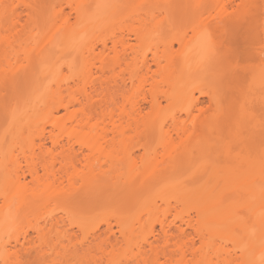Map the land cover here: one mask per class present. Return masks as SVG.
<instances>
[{
	"label": "bare ground",
	"instance_id": "1",
	"mask_svg": "<svg viewBox=\"0 0 264 264\" xmlns=\"http://www.w3.org/2000/svg\"><path fill=\"white\" fill-rule=\"evenodd\" d=\"M235 1L0 0V71L8 73L5 75L10 77L15 72L9 74L5 71L6 66L9 71L32 69L34 73L30 70L27 72L32 74L28 80L35 83H23L22 86L12 88L15 91L11 95L14 93L16 100L24 96V106L21 107V100H14L12 95V101L17 102L20 105L17 106L21 108L17 110L18 107L13 104L14 113L8 114H11V118L8 117L11 128L7 136H3L2 142L0 140V264H20V250L25 247L27 249V245L35 246L33 237L39 236L40 243H43L48 227L51 233L56 227L71 233L61 225L63 217L42 216V220L38 218L37 208L43 207L41 210H45L49 203L56 206L62 200H69V195L76 194L79 190H91L94 179L107 170L102 162L117 164L120 175L124 170L128 172L130 175L124 177H128L133 187L136 185L133 182H140L142 185L150 180L152 167L161 165L157 172L160 171L159 177L166 179L178 166L188 164L190 159L194 161L191 157L200 153L201 157L196 158V161L204 165H199L198 162L196 172L195 169L193 171L198 176L206 173L205 177L209 179L207 168H210V164L204 160L207 154L202 157L205 149L213 150V154L221 151L217 159L225 161L226 166L219 162L222 164H215V167L224 171L222 174H212L213 182L205 178L206 181L203 179L201 182L202 177L197 181L198 177L194 178L196 175L190 174L193 171L168 179L167 191L163 197L168 196L163 202L166 208H162L161 212L163 217L167 213L173 214L174 218L172 216L173 221L168 219L167 223H160V232L157 233L159 237L154 241H160L161 244L152 248L148 246L151 245L148 235L155 233L151 226L153 216H156L154 211H160V207L153 204L146 205L148 209L144 206L142 210H146L142 215L146 221L140 217L142 211L118 219V226L121 225L118 227L119 239L124 240L123 246L126 245L124 248L129 250L127 252L130 255H126L124 250L121 253L112 244V241L116 243L120 240L117 234H113L111 225L108 224L106 230H97L98 225L91 228L93 226L89 227L90 224L82 219L80 223L86 222L88 225L85 223L84 227L78 220L75 221L79 223V226L76 223L79 233L83 234L76 235L74 231L75 237H83L81 242H77L79 247L73 245L71 253L75 256L78 255L77 251H82L83 254L79 253L80 256L76 257L79 260L82 257L85 262L93 259L92 264L96 263L94 261L99 257V252L101 256L97 260L101 261L98 264H103L102 260L106 264H247L253 258L259 260V240L264 233V130L260 126L261 113L257 114L248 108H241L238 114L231 112L232 100L221 90V82L215 81L218 78H209L212 76L210 73L216 74L212 69L214 66L216 68L214 62L218 60L217 57L206 56L199 63L204 66L197 63L193 66L186 64L195 47L204 44L208 47L221 45L223 29L220 24L229 17L230 5ZM254 2L255 0H240L237 10L245 11ZM27 5L33 7L29 9ZM194 5L201 7H192ZM187 17L189 26L181 28V19ZM184 28H189L191 34ZM262 37L264 39V35ZM131 40L135 43H131ZM174 43L178 47L176 50ZM73 48L82 54L80 66H65L66 72L62 66H49L48 56L44 54L50 55L56 49L69 51ZM130 49L135 57L130 58L131 62L127 61ZM212 49L215 48L211 47ZM106 50L113 54L107 56L109 52ZM146 50L152 53L155 66L148 62ZM19 53H23L24 57H19ZM34 54L38 57L35 58ZM136 54H141L142 58ZM211 54L215 55L213 52ZM110 62L112 66H109ZM42 63L47 64L43 66ZM218 69L217 67L215 70ZM36 70H40L43 74L40 77L44 80L37 76ZM3 73L1 74L5 77ZM36 76L40 80L38 90L35 88L37 93L32 87H36ZM17 77L14 76L13 80L10 77L8 81L17 85ZM1 80V83L4 82ZM43 81L48 83L44 87L39 85ZM257 83L263 90L264 77ZM25 86L28 87L26 90H30L27 93L34 94H28L31 96L29 100L25 99ZM193 90H197L200 96H194ZM16 93H20V96ZM260 94L262 95H258L256 100L264 110V90ZM202 95L207 96L209 105L205 104ZM3 98L4 95L1 101ZM9 108L11 112L12 108ZM3 128L0 126V132H7ZM224 132L230 133L232 143L229 145L235 147L234 154H231L232 148L229 145L223 148L219 146V149L213 144L214 140H208L211 136L219 141ZM244 132L249 134L247 138L243 137ZM152 139L154 141H150ZM207 143L213 144L215 149H210L211 146ZM222 151L225 157L221 154ZM214 157L215 163H218L215 155ZM134 161L137 162L134 164ZM76 163L84 168L81 166L80 170ZM94 164L102 167L95 168L97 166ZM201 166L203 171H199ZM108 174L113 177L111 173ZM181 175L191 176V182L195 179L193 186L207 181L208 185L203 183L204 186L191 190L190 185L187 186L189 179L186 177L187 181L183 176L184 180H181ZM214 180L218 186L222 185L220 188L224 193H217L216 188L211 187ZM64 202L68 203L66 200ZM153 206L155 209L151 208ZM26 221L25 226L23 222ZM135 221L139 224H134ZM87 230L97 231L89 235ZM55 232L59 235V232ZM132 242L138 247L130 244ZM59 243L58 247H64V254L56 255V258L60 259L58 257L61 256V262L63 255L65 260L72 258L71 253V256L67 254L69 251L66 245ZM146 245L149 249L147 252ZM52 246L51 254H46L49 253L47 250L43 252L46 248L42 246L40 251L38 246L34 247V254L43 252L44 259L41 257L42 253L38 257L43 260L47 258L51 261L50 264H59L56 262L60 260L53 255L61 252V247L59 249L55 245L59 249L57 251ZM132 247L137 248L134 255L130 253L133 251ZM114 248L116 251H113ZM34 251L30 253L33 254ZM149 252L151 255H148ZM85 256L89 258H84ZM174 259V263L169 262ZM74 260L70 263L73 264Z\"/></svg>",
	"mask_w": 264,
	"mask_h": 264
},
{
	"label": "rangeland",
	"instance_id": "2",
	"mask_svg": "<svg viewBox=\"0 0 264 264\" xmlns=\"http://www.w3.org/2000/svg\"><path fill=\"white\" fill-rule=\"evenodd\" d=\"M227 1V0H226ZM239 4H240V0H236L235 2H233L231 5H230V8H229V17L227 18V20L226 21H224L223 23H221L220 24V26L222 27V34H223V37H221V40H222V43H221V45H215V46H209L210 47V49H209V47H208V45L207 44H204V45H200V46H198V47H195L191 52H190V54H189V56H188V58H187V65L188 66H190V65H194L195 63H197V64H199L201 61H202V59L204 60V58L206 57V56H208V57H211V58H213L214 56L215 57H217V59L218 60H216V62H214V65H216V70H217V67L219 68L220 66H221V64L222 63H225V62H227L229 59H230V66L234 69V72H235V75H234V80H235V84H234V87L233 88H231V89H229L228 90V93H227V95L226 96H228V97H230L231 98V100H232V113L233 114H238L239 112H240V110H241V108H245V109H251L252 111H254L255 113H257V114H259V113H261L262 112V108H261V106H260V104L258 103V101L256 100V97L258 96V95H262L263 94V92H262V94H260L261 93V91H263L262 90V86H260V84H258L257 82L258 81H260V79L262 78V77H264V71H262V68H264V61H262L261 60V52H260V49H261V46H262V44H264V39H263V37H262V35H264V32H262L263 30H264V2L263 1H261V0H255V2H254V4H252L248 9H246L245 11H240V10H237L238 9V7H239ZM188 21H187V20ZM183 20V21H182ZM187 21L186 23H185V21ZM181 21L183 22H181L182 23V25H185V26H182L181 24V28L182 27H186L187 28V26H189V19H188V17L187 18H185V19H181ZM180 28V29H181ZM184 30L185 31H187V33L188 34H191L190 33V29L188 28V29H185L184 28ZM263 33V34H262ZM255 34V35H254ZM131 43H135V41L134 40H131L130 41ZM221 41H219V43H220ZM211 47L212 48H215L214 50L212 49L211 50ZM133 48V47H132ZM135 48H137L136 46H135ZM174 48H175V50L178 48L177 47V44H175L174 43ZM134 49V48H133ZM46 50V49H45ZM118 50H120V49H118ZM138 50V49H137ZM55 51V50H54ZM106 51H108V50H106ZM105 51V52H106ZM133 50H131L130 49V51H128V56H129V60L127 59V61H130L131 62V60L132 59H130L132 56L134 57V55H133V53H131ZM136 51V50H135ZM50 52V51H49ZM49 52H47L46 51V53H49ZM85 52V51H84ZM83 52V53H84ZM95 52H97V51H95ZM99 52V51H98ZM109 52V51H108ZM140 52V51H139ZM139 52H138V54H139ZM211 52H213L215 55H212L211 54ZM33 53H35V52H33ZM45 52L43 51V54H44ZM107 53V52H106ZM105 53V54H106ZM146 55L145 56H147V60H148V62L150 63V65L151 66H155L153 63V61H152V53L150 52V51H147L146 50ZM210 53V54H209ZM50 55H47V54H44V55H46V56H48L47 57V62H49V66H62L63 68L62 69H64V72H66V69L67 68H65V66H71L72 64V66H74V64H75V66H80L81 64H82V60H80L81 59V52H79V50H75V48H73V49H71V50H69V51H62V50H59V49H56V51L55 52H53L52 54L51 53H49ZM84 54H86V52L84 53ZM113 54V52H109V55L107 54V56H110V55H112ZM132 54V55H131ZM138 54H136V56H139L140 58H142V56H141V54L140 55H138ZM19 57H21V58H23L24 57V54L23 53H19ZM35 55V54H34ZM43 55V56H44ZM93 55V54H92ZM95 55H97V54H95ZM209 55H211V56H209ZM36 56V57H35ZM35 56H33L32 55V57L34 58H37L38 56H37V54L35 55ZM84 56V55H83ZM88 56V55H87ZM86 56V57H87ZM42 57V56H41ZM95 57H97V56H95ZM105 57V56H104ZM132 57V58H133ZM214 57V58H215ZM91 58V57H90ZM135 58V57H134ZM139 58V59H140ZM94 59V58H93ZM102 59V58H101ZM109 59V58H108ZM206 59V58H205ZM104 60H106V58L104 59ZM109 61H111V60H109ZM108 61V62H109ZM137 61H139L138 59H137ZM136 61V62H137ZM97 62V61H96ZM107 62V61H106ZM133 63V62H132ZM215 63H218V65L217 64H215ZM43 64V66L45 65V64H47V63H42ZM98 63H96V65H97ZM39 65V64H38ZM37 65V66H38ZM113 65V64H112ZM111 65V62L109 63V66H112ZM196 65V64H195ZM200 65V64H199ZM213 65V66H214ZM46 66V65H45ZM48 66V65H47ZM200 66H204V65H200ZM206 66V65H205ZM3 67L4 66H2V69H3ZM215 67V66H214ZM214 67H213V69H212V71H213V73L215 74V72H216V76L215 75H213V74H211L210 73V75H212V76H210L209 78H211V80H215V79H217V80H215V81H220L219 79V74H217L218 73V71H216L215 69H214ZM5 68V71H7V72H9V74H12L13 72H15L14 74H12V76L14 75V76H18L17 78H16V83H17V85H15L14 83H13V81H8V84H7V87L5 86V84L3 85V90H1L3 93H2V96L4 95V98H3V101H1V99H2V96L0 97V126H1V129H2V126L4 127L3 128V131L6 129V131L7 132H3V133H1L0 132V140H1V142H2V140H3V136H4V138L7 136V133H9V130H10V128H11V124L9 123V122H11V120H9L8 119V117L11 115H8L9 113H14V111H13V109L15 110V108H13L15 105L17 106H20L19 104H17V102H15L14 100H16V98H15V96L13 95V98H14V100L12 101V95H11V93L12 92H14L15 90H13V89H15V87L17 88V86H22V84L24 83V85H26V84H28L29 82H32V81H30V80H28V79H31L30 78V76L32 75L31 73L30 74H27V72H30V71H32V69H27L26 68V70L24 69L23 71H22V74L20 75L19 74V71H20V69L19 70H17V71H9L8 69H7V66L6 67H4ZM38 68V67H37ZM38 69H40V67L38 68ZM1 70V69H0ZM30 70V71H29ZM34 70V69H33ZM41 70V69H40ZM39 70V71H40ZM4 71V72H5ZM21 71H20V73H21ZM37 71V70H36ZM36 71H35V73H36ZM39 71H37V76L40 78V79H42V77H43V74L41 73V72H39ZM211 71V72H212ZM10 72H12V73H10ZM23 72H26V74L25 73H23ZM33 72V71H32ZM1 73H3V71L1 72L0 71V74ZM34 73V72H33ZM39 73V74H38ZM5 74H8V73H5ZM4 73H3V75H5ZM1 76H2V74H1ZM0 76V77H1ZM10 77H8V80H10V79H12L13 80V77L11 76V75H9ZM36 76V78H35V80L34 79H32V80H34L35 82H36V87H34V86H32L33 88H34V92H36L38 89H37V86H38V83H39V78ZM40 76H42V77H40ZM2 77H4V76H2ZM0 78V79H2V80H4L3 78ZM10 78V79H9ZM15 79V78H14ZM45 79H47V78H45ZM1 80V81H2ZM42 80H44V79H42ZM41 80V81H42ZM50 80V79H49ZM48 80V81H49ZM210 80V79H209ZM1 83V82H0ZM2 83H4L3 81H2ZM2 83H1V85H2ZM33 84H35L34 82H32ZM42 84H39L40 86L42 85V87H44V86H46L47 84H46V82H41ZM14 84V85H13ZM217 85H218V83H216ZM0 85V86H1ZM24 85H23V87H24ZM30 85H32V84H30ZM220 85V84H219ZM27 86H29V85H27ZM27 86H25V89H23V90H25L26 92L24 93V95H25V99L26 100H29V98L32 96V95H34L33 94V92H31V94L30 93H27L28 91H30V90H26L28 87ZM39 86V87H40ZM216 86V85H215ZM14 87V88H13ZM218 87H220V86H218ZM0 88V89H1ZM13 88V89H12ZM20 88V87H19ZM30 89H32L31 88V86L29 87ZM35 88H36V91H35ZM12 89V90H11ZM16 91H18V90H16ZM20 91V90H19ZM33 91V90H32ZM22 92V91H21ZM37 93V92H36ZM16 94H18V96H20L19 94L20 93H16ZM28 94H30V95H28ZM193 94H194V96H200V94H199V92L197 91V90H193ZM22 95V94H21ZM23 98H24V96H22ZM22 97H18L20 100H21V102H22V104H21V107H22V105H23V99H22ZM201 97H203L204 99H205V104L206 105H209V103H208V98H207V96H205V95H202ZM24 99V100H25ZM18 100V99H17ZM16 100V101H17ZM20 100H18V101H20ZM25 100V101H26ZM15 103V105L13 106V104ZM26 103H27V101H26ZM26 103H24V104H26ZM17 106V107H18ZM24 106V105H23ZM9 107H11L12 108V111L10 112V108ZM16 107V108H17ZM21 107H18V109L17 110H19ZM8 109V110H7ZM16 110V111H17ZM15 111V112H16ZM8 112V113H7ZM7 113V114H6ZM8 115V116H7ZM9 118H11V117H9ZM2 124V125H1ZM6 127V128H5ZM227 132V131H226ZM2 134H6V135H2ZM2 135V136H1ZM214 136V135H213ZM216 136V135H215ZM218 136V135H217ZM222 138H221V137ZM219 137H220V140L219 141H217L216 140V138L215 137H211L210 136V138L208 139V140H214L215 142H213V144L214 145H216V146H218V148L219 149H221L220 147L222 146V148H223V146H225V145H229L230 143H232V141H231V136H230V133L228 132V133H225L224 132V135H220ZM249 136V134L247 133V132H244L243 133V137L244 138H247ZM5 140V139H4ZM150 141H154L153 139L152 140H150ZM0 142V143H1ZM8 142V141H7ZM208 142H211V141H208ZM3 143H6V141L5 142H3ZM209 143H207V145H208ZM213 144H209L208 146H211L210 147V149L212 148V147H214L213 149H215V146L213 145ZM1 145V144H0ZM213 145V146H212ZM205 146V145H204ZM220 146V147H219ZM232 149H231V154H234L235 152H236V149H235V147L231 144V145H229ZM229 147V148H230ZM202 148V147H201ZM205 148H208V147H205ZM217 148V147H216ZM217 148V149H218ZM218 149V151H220ZM200 150V149H199ZM227 150H229V149H227ZM213 151V150H212ZM212 151L211 150H209V149H205V152L203 153V155H202V157L203 156H205V154H207L206 156H205V158L206 159H204L205 161H207L208 162V164H210V168H207V165L205 166L207 169H208V171H207V174H208V177H209V179H211V180H209L208 178H206L207 177V175H201L200 176V174H199V176L198 175H196L195 173H194V169L196 168V167H198V166H196V165H198V162H200V161H196V158L198 159L199 157H201L200 156V153H196V156L195 155H193V157H191L192 159H194V161L193 160H189L188 161V164L186 165H183V166H178L176 169H175V172H173L172 173V175L171 176H169V177H167L166 179H164V178H162V177H159V174L158 173H160V171H158L157 172V170H159V168L160 167H162L161 165H160V167L159 166H156V167H152V166H150V167H152L151 168V177H150V180L149 181H147V182H145L144 184L142 183V185H141V183L140 182H133V185H135V183H136V185L138 186V187H135V186H133V187H131L132 185H130V182H129V180L127 179L128 177H124V176H129L130 174H128V172H125V170L122 172V174L120 175L118 172H119V170L120 169H118L117 170V167H118V165L117 164H115V165H111L109 162H102L103 163V166H104V168L105 169H107V170H105L104 172H105V174L103 173V175H102V173H101V175L99 174L98 176H100V177H97L96 179H97V181H96V179H94L95 181H93V187H92V189L93 188H95L94 190H88V191H86V190H79L78 192H76V194L75 193H73L72 195H69L68 197V199L69 200H67V199H65L66 201H68V203H66V202H64L65 200H62V202L60 201V203L58 202V203H56L55 205L56 206H54V205H52V204H54V203H49L50 205H46L45 207H47V208H45V210H41V209H43V207L41 208V209H38L37 208V215H38V218H40V219H42V216H44V218L45 217H48V216H56L57 218L58 217H63V219H62V221H61V225L63 226V227H66V229L67 230H69V232H71V233H68L64 228V230L61 228V227H59V223H60V220H59V223H58V227L59 228H54L53 229V227H52V229L54 230V231H52V233H51V231L49 230V227L46 229V238H48V239H46L44 236V238H45V240L43 241L42 240V242L43 243H40L41 242V240H39V236H37V238L36 237H33V239H34V243H35V246H34V244L33 245H27V249H26V247L25 248H23L22 250H20V255H21V263L20 264H47L46 262H48V264H50L51 263V261L50 260H48L47 258V260L45 259V260H43L44 258V253L43 252H46V250H47V252H49V253H46V254H51L50 253V251H51V249H52V245H54V247H55V245L58 247V244H60L59 242H61V243H64L67 239H70V240H67V244H65V245H62V246H65L66 247V249L68 248V251H69V253H67L68 255L73 251L72 250V247H74L73 245H76L77 247H79L80 246V244H78L77 245V242H81L82 241V237L83 236H81V238L79 237V236H77V238L75 237L76 235H83V234H81V233H79V230L77 229V226H79L78 224L80 223V222H84V221H86V222H88L90 225H89V227L90 226H93V227H91V228H94V226L95 225H98V226H96V227H98L97 228V230L99 229V228H101V229H99V230H106V226L109 224V225H111V228H112V230H113V234L116 236V234H117V237H118V239L120 238L119 237V230H118V227H120V226H118V219L119 218H125V216H128V215H132L133 216V214L135 213V215H136V213H139V212H141L142 210H144L143 208H144V206L148 209L149 207L148 206H146V205H149V206H152L153 204H156V205H154V206H159L160 207V211L158 212V210L157 211H154L156 214V216H153L154 217V219H152V218H150V219H152V224H151V226H152V228H153V230H152V232H155V233H152V234H150V235H148V237L150 238H148V240H150L149 241V243H151V245H149L148 243V246H150V248H152V246H156V245H159L158 243H160V241L159 242H155L154 240H156V238L157 237H159V235L157 234V233H159L160 232V228H161V222L163 221V222H166L167 223V220L169 219H171L172 220V216H173V214H167L166 212V214H164V217H166V218H164L163 217V214H162V212H161V210H162V208H164L165 206H164V200L168 197H166V198H164L163 199V197H165L164 195H165V192L167 191L166 190V183L168 182V179L169 178H172V177H174V175H177V174H182V173H187V171L188 172H192V173H190L192 176H193V174H195L196 176L194 177V178H197L198 177V179H197V181H199L200 179H201V177H202V179L200 180L201 182H202V180L205 178L206 180H209L210 182H213V177L211 176L212 174H222L223 173V171L224 170H221V169H216V165H218L219 164V162H222V161H218V159H217V156L219 157V154H220V152H219V154L218 153H215V154H213L212 153ZM218 151H216V152H218ZM195 152H197V150L195 151ZM195 152H194V154H195ZM201 152V151H200ZM225 152H226V150H225ZM218 154V155H217ZM222 155L223 154H225L224 153V151H222V153H221ZM214 155L216 156V159H217V161H218V163H215V157H214ZM221 156V155H220ZM224 156V155H223ZM231 156H234V155H231ZM225 157V156H224ZM138 158V157H137ZM136 158V159H137ZM220 159H223V157L221 158L220 157ZM226 158H224L223 160H225ZM139 160V159H138ZM137 160V161H138ZM200 160V159H199ZM202 160V159H201ZM204 160H202V161H204ZM137 161H134V164L137 162ZM196 161V162H195ZM194 162V163H193ZM225 161H223L222 163H224ZM38 163H39V161H38ZM132 164H133V162H131ZM139 163V161L137 162V164ZM203 163H205V162H203ZM222 163H220V164H222ZM77 164V163H76ZM206 164V163H205ZM216 164V165H215ZM219 164V165H220ZM94 165H96V164H94ZM127 165H129V164H127ZM131 165V164H130ZM140 165V164H139ZM199 165H202V162H200V164ZM204 165V164H203ZM202 165V166H203ZM81 164H77L76 165V167H78L80 170L82 169V168H84L83 166H82V168H81ZM97 167H95V168H101L102 166L100 165V167H99V164H97L96 165ZM124 166H126V165H124ZM138 166V165H137ZM136 166V167H137ZM196 166V167H195ZM202 166L200 167V169L202 168ZM223 166V165H222ZM226 166V164L224 163V167ZM121 167H122V165H121ZM127 167V166H126ZM94 168V169H95ZM109 168V169H108ZM125 167H123V169H124ZM130 168V167H129ZM217 168H219V166H217ZM123 169H121V170H123ZM150 169V168H149ZM206 169V170H207ZM216 169V170H215ZM224 169V168H223ZM101 170V169H100ZM109 170V171H108ZM130 170V169H129ZM199 170V169H198ZM96 171V170H95ZM99 171V170H98ZM106 171H107V173H106ZM128 171V170H127ZM199 171H203L202 169L201 170H199ZM198 171V172H199ZM39 172H42L43 173V171L42 170H40ZM97 172V171H96ZM195 172H196V169H195ZM204 172H206V171H204ZM203 172V173H204ZM209 172H212V173H209ZM108 173H111V175L114 177V181H112L113 180V177H111ZM130 173V172H129ZM201 173V172H200ZM202 173V174H203ZM40 174V173H39ZM157 174H158V176H157ZM189 174V175H190ZM111 177V178H109V177ZM182 177V179L181 180H184L183 179V176H185L184 178H186L187 177V175H181ZM204 176V177H203ZM206 176V177H205ZM199 177H200V179H199ZM189 179V181H188V179ZM186 179H187V181H188V185L187 186H189V189H191V190H195V187L196 188H200V185H202V186H204L203 185V183L207 186L208 185V181L207 182H203L202 184H200L199 186H198V184H197V186H193L192 185V183H193V181H195V179L191 182V180L192 179H190V178H192L191 176H190V178L189 177H187ZM112 179V180H111ZM204 179V180H205ZM203 180V181H204ZM205 180V181H206ZM115 181H116V183H115ZM133 181V180H132ZM196 181V182H197ZM220 181V180H219ZM218 181V182H219ZM118 182V183H117ZM185 184H186V182H185ZM194 184V183H193ZM122 185V186H121ZM195 185H196V183H195ZM219 185V184H218ZM217 185V182H215V180H214V183H213V186H211V187H214V188H216L215 189V192H217V191H219V192H222V193H224V191H222L221 190V186H218ZM126 186V187H125ZM128 186V187H127ZM201 186V187H202ZM125 187V188H124ZM129 187H130V189H129ZM131 188H133V191H132V189ZM208 188V187H207ZM125 189H126V193H125ZM123 191V192H122ZM169 191V190H168ZM122 192V193H121ZM175 192H177V191H175ZM218 193V192H217ZM228 193V192H227ZM119 194V195H118ZM121 194V195H120ZM168 193H166V195H167ZM169 195V194H168ZM121 196V197H120ZM117 198V199H116ZM116 200H118V201H116ZM171 200V202H173V200H172V198L170 199ZM58 204V205H57ZM60 204V205H59ZM154 206L153 207H151V208H154ZM61 207V208H60ZM159 207H158V209H159ZM150 208V209H151ZM166 208V207H165ZM155 209V208H154ZM41 210V211H40ZM153 210V209H152ZM40 211V212H39ZM146 211V210H145ZM145 211H142L141 213H140V217L144 214L143 212H145ZM150 211V210H149ZM164 211V210H163ZM43 212V213H42ZM148 212V211H147ZM35 213V214H36ZM173 213V212H172ZM147 214V213H146ZM145 214V215H146ZM46 215V216H45ZM169 215V216H168ZM33 216V215H32ZM147 216V215H146ZM35 217H36V215H35ZM129 217H131V216H129ZM128 217V220L130 221L131 219ZM143 217V216H142ZM141 217V218H142ZM37 218V217H36ZM43 218V219H44ZM132 218V217H131ZM173 218H174V216H173ZM42 219V220H43ZM80 219H82V221H80ZM143 219L145 220V218L143 217ZM146 219H148V218H146ZM163 219V220H162ZM79 221V223H77V226H76V223H75V221ZM121 220V219H120ZM126 220V219H125ZM124 220V221H125ZM134 220H138V219H134ZM140 220V219H139ZM40 222H41V220H39ZM132 221H133V219H132ZM146 221V220H145ZM148 221V220H147ZM173 221V220H172ZM85 222V223H86ZM126 223H128L127 221H125ZM162 222V223H163ZM179 221H177V225H179L180 223H178ZM26 223H27V221L24 223L23 222V224L26 226ZM84 223V224H85ZM88 223H86L87 225H88ZM120 223V222H119ZM131 223V222H130ZM143 223H145V222H143ZM148 223V222H147ZM146 223V224H147ZM172 223V222H171ZM83 223H80V225H84ZM121 224V223H120ZM122 224H124V222L122 223ZM134 224H139V223H137L136 221H135V223ZM149 224V223H148ZM147 224V225H148ZM125 225V224H124ZM146 225V226H147ZM57 226V225H56ZM127 226H128V224H127ZM126 226V227H127ZM135 226H138V225H135ZM134 226V227H135ZM84 227H85V225H84ZM89 227H86L87 229H89ZM133 227V228H134ZM86 228H84V229H86ZM146 228H148V227H146ZM48 230L50 231L49 233H48ZM78 230V231H77ZM91 230V229H90ZM90 230H87V233H89V235L90 234H92L93 232H96L95 230H92V231H90ZM147 230V229H146ZM55 231H57V232H59V235H58V233H56ZM65 231L67 232V233H65ZM74 231H76V233L74 232ZM159 231V232H158ZM53 232H55L54 234V236H53ZM146 232V231H145ZM66 235H65V234ZM49 234V235H48ZM76 234V235H75ZM43 235H45V234H43ZM52 235V236H51ZM58 237H60V236H62V237H60L59 239H56L57 238V236ZM146 235V234H145ZM40 236H42V235H40ZM50 236H51V238H50ZM54 237H56V238H54ZM75 237V238H74ZM111 237L113 238V236H112V234H111ZM53 239H54V241H53ZM61 239V240H60ZM64 241H63V240ZM177 239V238H176ZM38 240V241H37ZM57 240H58V242H57ZM111 240H114V239H111ZM120 240V239H119ZM35 241H37V242H35ZM48 243V244H46V242ZM52 241L55 243V244H53L52 243ZM56 241V242H55ZM63 241V242H62ZM69 241V242H68ZM122 241H124V240H120V241H117L116 243L114 242V241H112V244H115L114 245V247H116L119 251H122V250H124L125 251V254L126 255H130V254H128V252L127 251H129V250H127L126 251V249L124 248L126 245H124L123 246V242ZM121 242V243H120ZM44 243H45V246H43L44 245ZM58 243V244H57ZM119 243V244H118ZM138 243V242H137ZM139 243H140V241H139ZM138 243V244H139ZM32 244V243H31ZM126 244V243H125ZM130 244H132L134 247H138V245L135 243V242H132V243H130ZM141 244H142V242H141ZM146 244V243H145ZM161 244V243H160ZM198 244V243H197ZM127 245H129L128 243H127ZM30 247V249H29V247ZM36 247V246H38V250L40 251V249H42V247H44V248H46L44 251L43 250H41V251H43V252H40V253H36V254H34L35 253V251H34V247ZM42 246V247H41ZM47 246V247H46ZM68 246V247H67ZM142 247H143V245H141ZM141 246H139L140 248H141ZM147 246V245H146ZM145 246V247H146ZM148 246L144 249L146 252L147 251H149V249H148ZM198 246V245H197ZM57 247H55L56 248V250L57 251H59V247H61V245L58 247L59 249H57ZM134 247H132V252H130L132 255H134V254H136L135 253V251H137L136 249L137 248H134ZM43 248V249H44ZM62 248H64V247H61V252H57V253H54V255H53V257L55 256V258H56V255L58 256V255H61L62 256V254H64L63 252H62ZM139 248V249H140ZM34 251L33 252V254H31L30 253V251L32 252V250ZM49 249V250H48ZM110 249V248H109ZM115 249V248H114ZM37 250V251H38ZM54 250V249H53ZM52 250V251H53ZM135 250V251H134ZM151 250V249H150ZM29 251V252H28ZM63 251H66L67 252V250H65V249H63ZM113 251H116V249L115 250H113ZM141 251H142V249H141ZM78 252V255L80 256V254H83L82 253V251H77ZM98 252V251H97ZM118 252V251H117ZM127 252V253H126ZM41 253H42V255H41ZM53 253V252H52ZM62 253V254H61ZM76 253V252H75ZM74 253V254H75ZM80 253V254H79ZM121 253H123V251L121 252ZM150 254H148V255H151V252H149ZM237 253H239V252H237ZM66 254V255H67ZM90 254H93V252H90ZM95 254H96V252H95ZM98 254V256L100 257L101 255H99L100 254V252L99 253H97ZM102 254V253H101ZM114 254V253H113ZM153 254V253H152ZM41 255V257L43 258H41V257H38V256H40ZM71 255H72V258L70 257V258H67V260L68 259H70L69 261L71 262L72 260H78L77 262L74 260L73 261V264H74V262H75V264H79L80 263V261L81 262H83L84 260H83V258L81 257V260H79L77 257H78V255L77 254H75V256H73V253H71ZM71 255H69V256H71ZM131 255V256H132ZM175 255H177V254H175ZM47 256V255H46ZM45 256V257H46ZM61 256L60 257H58V258H60V259H57V260H60V262H56V263H65V264H71L70 262L68 263V261L67 260H65V257H64V255H63V260L64 261H66V262H64L63 260H62V262H61ZM77 256V257H76ZM90 256V255H89ZM93 256H95V255H93ZM103 256H104V254H103ZM178 256V255H177ZM52 257V256H51ZM50 257V258H51ZM52 257V258H53ZM74 257H76V258H74ZM91 257V256H90ZM99 257H97V258H99ZM106 257V256H105ZM258 257V256H257ZM48 258H49V256H48ZM51 258V259H52ZM54 258V259H55ZM84 258H89L88 256H85ZM97 258H96V260H95V258H94V262H96V263H94V264H98L97 262L99 261H101V260H97ZM130 258V257H129ZM173 258V257H172ZM177 257H175V259H176ZM100 259V258H99ZM101 259H103V257H101ZM175 259L172 261H169V262H172V263H174L175 262ZM56 260V261H57ZM86 260V259H85ZM104 260H107L106 258L104 259ZM161 261H163L164 262V259L163 258H161L160 259ZM87 261V260H86ZM92 261H93V259H90V260H88L87 262H85L84 261V263H89V262H91L90 264H92ZM250 261H257V258H253V259H251ZM109 262V261H108ZM107 262V263H108ZM169 262H167V263H169ZM62 263V264H63ZM84 263H82V264H84ZM102 263L103 264H106V261L105 262H103V260H102ZM159 264L161 263V262H158ZM157 263V264H158ZM166 263V262H165ZM52 264H54V263H52ZM109 264V263H108ZM154 264V263H153ZM248 264V263H247Z\"/></svg>",
	"mask_w": 264,
	"mask_h": 264
},
{
	"label": "snow or ice",
	"instance_id": "3",
	"mask_svg": "<svg viewBox=\"0 0 264 264\" xmlns=\"http://www.w3.org/2000/svg\"><path fill=\"white\" fill-rule=\"evenodd\" d=\"M29 9L33 7V5H27ZM192 7H201L200 5H194ZM7 15V13H5ZM261 60L264 61V44H262L261 49ZM262 71H264V68H262ZM219 78L221 82V90L224 92L225 95H227L228 90L234 87L235 80H234V69L230 66V59L222 63L221 66L218 69ZM4 83L7 87L8 84V77L5 75L4 77ZM262 105H264V98H262ZM260 126L261 129L264 130V110H262L260 115ZM259 246L261 248V254L258 261H249L248 264H264V233H262L261 238L259 240Z\"/></svg>",
	"mask_w": 264,
	"mask_h": 264
}]
</instances>
